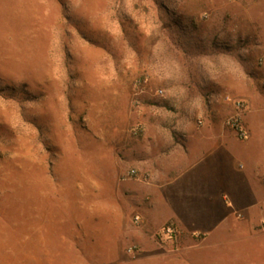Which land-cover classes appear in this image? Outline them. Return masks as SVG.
Here are the masks:
<instances>
[{"label": "rangeland", "instance_id": "374dc122", "mask_svg": "<svg viewBox=\"0 0 264 264\" xmlns=\"http://www.w3.org/2000/svg\"><path fill=\"white\" fill-rule=\"evenodd\" d=\"M262 53L264 0H0V264H264V215L242 246L149 220L141 153L264 96Z\"/></svg>", "mask_w": 264, "mask_h": 264}, {"label": "crops", "instance_id": "0c3cea01", "mask_svg": "<svg viewBox=\"0 0 264 264\" xmlns=\"http://www.w3.org/2000/svg\"><path fill=\"white\" fill-rule=\"evenodd\" d=\"M247 84L244 138L221 118L220 123L192 128L184 149L141 152L149 176L147 217L160 215L159 224L173 225L190 244L197 234L206 241L220 232L221 240L228 241L222 245L236 241L237 246L246 238L260 237L255 226L264 215L257 202L264 199V96ZM233 227L236 237L224 236Z\"/></svg>", "mask_w": 264, "mask_h": 264}, {"label": "built area", "instance_id": "2783aa9c", "mask_svg": "<svg viewBox=\"0 0 264 264\" xmlns=\"http://www.w3.org/2000/svg\"><path fill=\"white\" fill-rule=\"evenodd\" d=\"M255 67H256V70L259 69L261 72H263V73H259V74L257 73V74L259 76L260 84L264 87V53L260 54L256 58ZM226 99L230 102H233L236 108V112L228 119L227 123L238 131V134L240 135L241 138H244L246 136V131L242 125V114L247 109V103L246 101L242 99H235L231 97L230 95L226 96ZM128 175L136 176L138 175V171L136 169H132L130 170ZM136 220L139 221L140 216H136ZM261 226L264 229V217L261 219ZM165 233L167 236L173 237L174 235H177V230L173 225L168 224L165 227ZM197 235L200 236V234H197ZM132 250L133 248H130V251Z\"/></svg>", "mask_w": 264, "mask_h": 264}, {"label": "trees", "instance_id": "16d2710c", "mask_svg": "<svg viewBox=\"0 0 264 264\" xmlns=\"http://www.w3.org/2000/svg\"><path fill=\"white\" fill-rule=\"evenodd\" d=\"M205 102H206V105L209 106V102H208L207 98H206Z\"/></svg>", "mask_w": 264, "mask_h": 264}]
</instances>
